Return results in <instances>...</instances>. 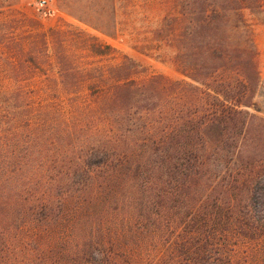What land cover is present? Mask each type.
I'll list each match as a JSON object with an SVG mask.
<instances>
[{
  "label": "trees",
  "instance_id": "trees-1",
  "mask_svg": "<svg viewBox=\"0 0 264 264\" xmlns=\"http://www.w3.org/2000/svg\"><path fill=\"white\" fill-rule=\"evenodd\" d=\"M255 3L181 0L178 80L73 27L24 48L0 19V264H147L161 243L148 264H225L227 237H264V119L239 106Z\"/></svg>",
  "mask_w": 264,
  "mask_h": 264
},
{
  "label": "rangeland",
  "instance_id": "rangeland-1",
  "mask_svg": "<svg viewBox=\"0 0 264 264\" xmlns=\"http://www.w3.org/2000/svg\"><path fill=\"white\" fill-rule=\"evenodd\" d=\"M180 3L181 0H44L42 3L40 0H0V19L11 15L19 18L14 33L21 34L24 48L34 34L73 27L108 44L111 59L133 61L134 78L156 74L164 80H178L185 77L167 39L171 37L168 33L183 21L178 13ZM240 13L239 30L253 46L257 81L251 94L239 106L264 119V0H256L255 5L242 8ZM4 51L8 53L7 49ZM40 78V74L34 73L25 84L36 87L43 82ZM96 227L104 231L101 224ZM59 235L65 237L62 233ZM177 235H173L174 239ZM60 244L68 245L69 242ZM225 246V264H264V237L233 235L227 237ZM164 248L165 244L161 243L150 249V258L145 263L152 262Z\"/></svg>",
  "mask_w": 264,
  "mask_h": 264
},
{
  "label": "built area",
  "instance_id": "built-area-1",
  "mask_svg": "<svg viewBox=\"0 0 264 264\" xmlns=\"http://www.w3.org/2000/svg\"><path fill=\"white\" fill-rule=\"evenodd\" d=\"M44 2V0H40V3Z\"/></svg>",
  "mask_w": 264,
  "mask_h": 264
}]
</instances>
